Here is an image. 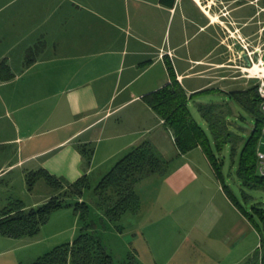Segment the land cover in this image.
<instances>
[{"label":"crops","instance_id":"1","mask_svg":"<svg viewBox=\"0 0 264 264\" xmlns=\"http://www.w3.org/2000/svg\"><path fill=\"white\" fill-rule=\"evenodd\" d=\"M214 1L0 0V62L11 74H0V177L16 171L24 180L26 170L44 167L73 181L92 173L99 150L100 162H109L143 139L166 157L176 154L141 98L169 79L167 65L188 93L245 82L231 77L230 25L214 41ZM39 42L25 64L26 49ZM82 142L93 146L89 164Z\"/></svg>","mask_w":264,"mask_h":264},{"label":"rangeland","instance_id":"2","mask_svg":"<svg viewBox=\"0 0 264 264\" xmlns=\"http://www.w3.org/2000/svg\"><path fill=\"white\" fill-rule=\"evenodd\" d=\"M213 5L217 14L214 41L229 34L223 27L225 25H230V33L233 34L225 38V42L235 41L231 45L232 60L235 57L229 67L231 77L240 73L247 84L257 82L259 77L264 78V0H215ZM226 17L230 18V23L224 19ZM240 39L242 43L238 44ZM193 42L187 45L191 46ZM243 44L251 53L250 67L258 64L261 68L256 73H251L249 66L246 72L243 67L239 69L240 55L237 56L235 51L243 49ZM234 63L238 67L233 66ZM245 82L238 80L236 86L225 90L242 87ZM223 99L227 96L220 92L200 93L194 101L188 102V107L193 117L206 128L195 102ZM230 104L234 111L232 128L245 137L251 127V119L247 115L244 119L239 118L236 114H244L243 111L234 102ZM136 120L137 116L133 121L126 120L127 128L133 127ZM210 147L222 161L223 180L215 177L200 147L180 155L169 150L170 157L161 153L169 160L166 171L148 175L135 184L140 196V209L135 213L125 212L117 221L104 218L100 237L118 264H259L253 254L259 246L260 236L264 235V188L240 185L236 175L240 145L234 155H231L229 143H225L218 152L210 137ZM127 149L103 163L100 162L102 151L97 152L92 173L88 175L90 187L85 188L82 194L90 206L93 207V186ZM221 182L229 187L245 213L228 199ZM53 193L56 190L43 179L28 190L16 171L0 177V209L10 197L19 198L28 206H36ZM79 227L77 216L68 206L53 211L32 236L13 238L0 235V264L31 262L53 246L69 241Z\"/></svg>","mask_w":264,"mask_h":264},{"label":"trees","instance_id":"3","mask_svg":"<svg viewBox=\"0 0 264 264\" xmlns=\"http://www.w3.org/2000/svg\"><path fill=\"white\" fill-rule=\"evenodd\" d=\"M160 1L172 5L174 0ZM42 45V42H39L26 49L25 64L31 63ZM6 71L5 77H10L7 65L0 62V74ZM167 71L169 79L156 89L143 94L141 98L172 136L177 154H184L195 147H200L215 177L223 180L222 161L212 151L210 137L218 152L225 143H229L231 155H234L236 147L240 145L236 165L240 185L264 188V175L258 172L256 154L261 129L264 126V112L261 110L262 98L257 91L256 80L228 90L210 86L188 93L177 79L171 64L167 65ZM214 92L225 94L227 99L195 102L196 110L205 124L204 128L193 117L188 102L194 101L195 96L200 93ZM233 102L245 114L244 116L240 112L237 113L239 118L244 119L247 115L251 119V127L245 137L232 128L231 116L234 111L230 103ZM77 146L89 164L93 146L89 142H82ZM168 162L169 160L149 139H143L130 146L93 186V207L82 196L83 190L90 187L87 174L67 181L44 167L26 170L24 182L28 190H32L35 183L43 179L56 190V193L45 202L29 207L23 200L10 197L7 204L0 209V235L13 238L32 236L39 231L40 226L49 219L53 211L71 206L80 222L78 232L69 241L53 246L33 261L24 264H118L100 237L104 218L117 221L127 211L137 212L141 201L135 184L153 173H164ZM221 188L228 199L245 213L224 182H221ZM253 255L257 257L259 264H264V235L260 236L259 246Z\"/></svg>","mask_w":264,"mask_h":264},{"label":"built area","instance_id":"4","mask_svg":"<svg viewBox=\"0 0 264 264\" xmlns=\"http://www.w3.org/2000/svg\"><path fill=\"white\" fill-rule=\"evenodd\" d=\"M239 43H242V39L239 40ZM241 48H243L249 58V60L251 59L252 60V57L250 58V54L249 52H247V47L245 46V44H243L241 46ZM245 66L242 68L244 69ZM244 72H246L244 70ZM243 72V73H244ZM264 77V76H262ZM257 91L260 95V97L262 98V101H261V110L262 112H264V78H258L257 80ZM256 154H257V169H258V172L259 174L261 175H264V126H262V129H261V134H260V138H259V141H258V144H257V149H256Z\"/></svg>","mask_w":264,"mask_h":264},{"label":"water","instance_id":"5","mask_svg":"<svg viewBox=\"0 0 264 264\" xmlns=\"http://www.w3.org/2000/svg\"><path fill=\"white\" fill-rule=\"evenodd\" d=\"M240 58L242 60V62L246 65L249 66L250 65V60L247 57V54L245 52V50L241 49L239 52Z\"/></svg>","mask_w":264,"mask_h":264},{"label":"bare ground","instance_id":"6","mask_svg":"<svg viewBox=\"0 0 264 264\" xmlns=\"http://www.w3.org/2000/svg\"><path fill=\"white\" fill-rule=\"evenodd\" d=\"M249 67H250V65H249ZM247 69H248V66H247ZM260 69H261V68H260ZM260 69H259V65H258V64H254L252 67L249 68V71H250L251 73H256V72H258Z\"/></svg>","mask_w":264,"mask_h":264},{"label":"flooded vegetation","instance_id":"7","mask_svg":"<svg viewBox=\"0 0 264 264\" xmlns=\"http://www.w3.org/2000/svg\"><path fill=\"white\" fill-rule=\"evenodd\" d=\"M241 59V58H240ZM249 59V58H248Z\"/></svg>","mask_w":264,"mask_h":264}]
</instances>
